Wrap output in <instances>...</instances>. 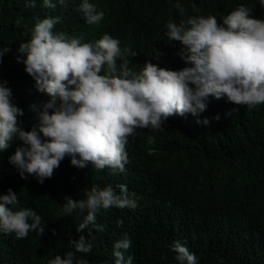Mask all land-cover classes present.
<instances>
[{
  "label": "trees",
  "instance_id": "obj_1",
  "mask_svg": "<svg viewBox=\"0 0 264 264\" xmlns=\"http://www.w3.org/2000/svg\"><path fill=\"white\" fill-rule=\"evenodd\" d=\"M48 7L43 0H0V48L11 51L0 62V83L9 84L26 102L39 99L29 79L12 59L15 47L31 38L37 17L60 16L55 30L95 42L102 32H111L135 55L125 52L117 67L138 71L151 61L161 67L185 66L178 52L181 44L168 40L166 22L190 15H215L218 22L243 3L255 17L264 18L260 0H181L183 14L175 0H90L104 15L99 24H89L79 11L81 0H66ZM193 2L199 11L193 9ZM126 25V26H125ZM127 27L133 32L128 40ZM125 61L128 63L125 64ZM17 105V100L11 97ZM44 103L22 107L18 119L25 130L38 123ZM51 111V110H49ZM219 115V119L215 117ZM202 116L208 125L198 124L190 113L170 116L164 129H138L128 138V162L123 172L91 164L78 168L65 156L51 177L43 183L32 174L22 177L9 156L22 144L14 138L0 152V194L8 188L17 192L21 207L34 209L42 218V235L29 232L25 238L0 231V264H47L56 254L75 253L89 264H114L113 244L125 234L131 247L125 256L133 264H176L169 245L179 240L196 254L198 264H264V103L255 108L236 105L226 97L209 96ZM154 139L148 142V137ZM126 184L139 196L134 209H100L96 223L103 231L91 229L95 237L89 253L75 250L72 241L83 215L74 210L64 215L65 196L86 198L93 186ZM86 228L83 234L88 235Z\"/></svg>",
  "mask_w": 264,
  "mask_h": 264
},
{
  "label": "clouds",
  "instance_id": "obj_2",
  "mask_svg": "<svg viewBox=\"0 0 264 264\" xmlns=\"http://www.w3.org/2000/svg\"><path fill=\"white\" fill-rule=\"evenodd\" d=\"M43 2L55 7L53 0ZM56 2L65 5L66 0ZM260 3L264 5V0ZM78 7L87 23H100L104 13L90 0H81ZM174 7L181 14L185 11L181 0H175ZM192 7L199 11L194 2ZM60 19L52 15L37 17L31 38L18 43L12 52V59L39 99L26 102L10 84L0 83V152L14 138L22 141L8 158L22 177L32 174L43 183L65 156L78 168L91 164L96 169L108 167L123 172L128 162V138L138 129L163 130L170 116L186 113L198 124L208 125L209 118L201 114L208 108L210 95L249 108L264 103V18L255 17L252 8L243 3L222 22L212 14L166 22L168 40L181 44L178 55L185 66L180 69L147 60L138 71L123 64L118 68V58L122 59L125 52L135 55L131 49L122 50L125 43L120 37L102 32L95 42H85L81 36L55 30ZM127 37H133L128 27ZM9 51V47L0 48L1 64ZM11 97L25 108L44 103L38 123L30 130L21 126L18 118L23 109ZM153 139L149 136L148 142ZM117 187L119 191L111 184L93 186L82 199L65 196L64 215L74 210L86 213L77 228L81 234L72 241L76 251L89 253L93 249L95 237L89 225L103 231L104 226L96 223L100 209L139 207V196L133 190L126 184ZM86 228L88 235L83 234ZM0 231L25 238L32 231L42 235L45 225L34 209L21 207L17 192L8 188L0 194ZM131 243L125 234L113 244L114 264H133V256L126 257L122 251ZM169 247L176 264H198L196 254L179 240ZM74 257L73 251L56 254L47 264H89L86 258Z\"/></svg>",
  "mask_w": 264,
  "mask_h": 264
}]
</instances>
